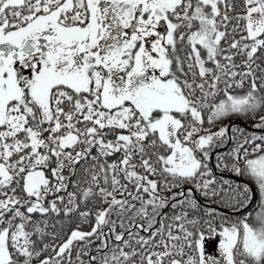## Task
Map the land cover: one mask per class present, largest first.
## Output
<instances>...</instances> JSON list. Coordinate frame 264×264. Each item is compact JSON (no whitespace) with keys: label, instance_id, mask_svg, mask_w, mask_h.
Returning a JSON list of instances; mask_svg holds the SVG:
<instances>
[{"label":"snow or ice","instance_id":"1","mask_svg":"<svg viewBox=\"0 0 264 264\" xmlns=\"http://www.w3.org/2000/svg\"><path fill=\"white\" fill-rule=\"evenodd\" d=\"M0 264H264V0H0Z\"/></svg>","mask_w":264,"mask_h":264},{"label":"trees","instance_id":"2","mask_svg":"<svg viewBox=\"0 0 264 264\" xmlns=\"http://www.w3.org/2000/svg\"><path fill=\"white\" fill-rule=\"evenodd\" d=\"M227 120H229V119H227ZM224 121V123H227V124H230V123H232V122H234V121H238V122H240V123H242V125H240V126H249L250 128H251V126H252V123H253V121L252 120H246V119H244V118H236V117H233V118H230V120L229 121ZM219 126H222V125H218V127ZM245 128V127H244ZM222 175H224V177L225 178H231V179H237V180H239L240 178H236V177H232L231 176V174L230 173H227V172H225V173H223ZM202 203L204 202L203 200L201 201ZM213 206H215V207H217L216 205H213ZM221 208H223V207H221ZM225 208V207H224ZM228 209H230V208H228ZM218 212H219V209H218ZM222 214V213H221ZM227 214V213H226ZM85 230H87V228L85 229Z\"/></svg>","mask_w":264,"mask_h":264},{"label":"rangeland","instance_id":"3","mask_svg":"<svg viewBox=\"0 0 264 264\" xmlns=\"http://www.w3.org/2000/svg\"><path fill=\"white\" fill-rule=\"evenodd\" d=\"M227 120V119H226ZM225 120V121H226ZM230 120V119H229ZM229 120H227V121H229ZM228 123V122H227ZM226 123V124H227ZM230 124H233V125H242V123H240V122H238V121H234V122H232V123H230ZM223 126V125H222ZM243 127H245V128H247V129H249V130H252L249 126H243ZM212 207H215V206H212ZM219 209V213L221 214H224V215H231V216H233L234 218L235 217H239V216H241L242 215V213H233L232 212V210L231 209H228V208H221V207H219L218 208ZM245 211H247V209H245ZM227 213V214H226ZM209 251H212V246L210 245L209 246V249H208Z\"/></svg>","mask_w":264,"mask_h":264}]
</instances>
